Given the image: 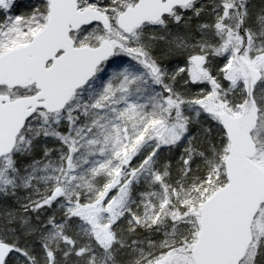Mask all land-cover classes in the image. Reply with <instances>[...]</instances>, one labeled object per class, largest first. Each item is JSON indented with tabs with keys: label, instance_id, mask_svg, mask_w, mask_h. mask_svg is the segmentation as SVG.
<instances>
[{
	"label": "snow or ice",
	"instance_id": "snow-or-ice-1",
	"mask_svg": "<svg viewBox=\"0 0 264 264\" xmlns=\"http://www.w3.org/2000/svg\"><path fill=\"white\" fill-rule=\"evenodd\" d=\"M0 264H264V0H0Z\"/></svg>",
	"mask_w": 264,
	"mask_h": 264
}]
</instances>
